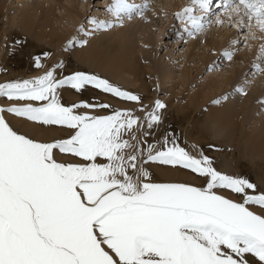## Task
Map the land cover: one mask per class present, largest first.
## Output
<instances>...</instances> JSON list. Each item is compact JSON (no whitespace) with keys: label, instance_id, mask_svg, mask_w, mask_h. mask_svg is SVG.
<instances>
[{"label":"snow or ice","instance_id":"1","mask_svg":"<svg viewBox=\"0 0 264 264\" xmlns=\"http://www.w3.org/2000/svg\"><path fill=\"white\" fill-rule=\"evenodd\" d=\"M150 7L113 0L106 9L113 22H89L93 31L108 30L134 14L143 17ZM197 7L206 14L212 0H192L176 13L189 36L208 26L193 14ZM222 8L229 22L237 17L233 26L248 30L246 41L257 38L254 27L264 33V0H225ZM87 43L73 39L68 50ZM222 55L231 61L235 53ZM35 63L41 67V57ZM63 67L0 84V97L29 102L0 107V264H264V193L256 194L254 183L221 173L211 157L192 154L174 137L160 148L134 145L126 137L136 139L140 118L130 110L95 115L92 111L111 105L66 106L60 95L65 88L79 93L91 86L135 103L141 97L84 71L58 76ZM256 70L264 72L260 65ZM235 91L247 95L244 87ZM165 108L155 101L146 116L148 129L159 124ZM5 113L70 134L38 141L15 131ZM148 164L188 170L204 184L153 182Z\"/></svg>","mask_w":264,"mask_h":264},{"label":"bare ground","instance_id":"2","mask_svg":"<svg viewBox=\"0 0 264 264\" xmlns=\"http://www.w3.org/2000/svg\"><path fill=\"white\" fill-rule=\"evenodd\" d=\"M186 1L160 0L157 2L158 7L154 8L157 11L154 18L146 14L143 17L134 14L131 19L124 20L123 26L93 31L90 19L87 29L83 25L89 0H0V81L8 83L21 81L23 78L30 79L42 70H47L49 65L52 64V69L60 60L70 59L66 66L68 70L63 76L84 71L119 86L135 89L136 94L141 97L138 107L135 102L126 104L111 96L103 97H110L123 110H130L132 113L135 111L141 117L147 106L150 108L151 105L153 108L155 101L161 100L166 105L161 110L162 117L170 115L171 120H168L172 124L176 119L174 117H180L179 122L176 120L182 127L179 129L181 137L178 136L180 146L187 149V145H190V152L194 155L202 151L212 158L213 166L219 168L220 172L227 171L246 179L251 173L252 179L248 180L264 192V87L253 80L258 73L264 77V72L256 70L257 65L264 68L261 56L264 38L258 43H250L254 40L248 38V43L240 47L243 44L241 38L244 39L245 36L243 29L235 26L228 33L208 24L215 22L214 24L225 27L229 22L224 11L223 15L221 12L217 14L221 4L214 0L212 5L215 3L218 6L214 5L213 13L211 9L206 14L198 7L195 10L196 16L212 19L205 22L208 26L203 32L195 36L186 34L182 39L186 48L181 51H177V47L181 46L179 40L182 34L179 33L174 38L172 34H166L169 37L166 51L158 55L156 50L166 39L160 34L164 29L153 30L149 20L163 21L161 16L166 15L172 21V13L176 15ZM130 2L134 3L135 0ZM188 5H192V0ZM137 17L140 18L137 20ZM218 18L225 22L222 25L217 23ZM236 19L233 16L232 22ZM97 20L113 22L112 19ZM178 21L185 30V22ZM81 26L85 28V32L79 31ZM253 31L256 35L259 34L255 27ZM246 32L249 36L248 30ZM73 39H86L88 43L84 47L77 44L65 51L69 41ZM235 41L241 43H234ZM13 50L15 51L12 52ZM225 51H233L235 55L222 68L216 60H212L211 55L221 56ZM38 56L41 57V67H37L35 63ZM204 67H207V74L200 78ZM250 70L256 72L251 78H247L246 72ZM238 87H244L247 95L236 92ZM63 91L64 89L60 92L61 96ZM65 91V105L70 106L84 102L90 96L92 87L88 86L79 93L70 88ZM224 96H228V99L220 104L213 103ZM145 99L149 104L143 108ZM131 105L136 109L124 108ZM141 108L144 109L142 112ZM189 126L191 130H187ZM165 137L168 138V134L165 133ZM164 175H167L166 179L185 180L192 175L195 177L193 183H204L194 174L188 176L181 171L164 170ZM253 208L252 210H258Z\"/></svg>","mask_w":264,"mask_h":264},{"label":"rangeland","instance_id":"3","mask_svg":"<svg viewBox=\"0 0 264 264\" xmlns=\"http://www.w3.org/2000/svg\"><path fill=\"white\" fill-rule=\"evenodd\" d=\"M90 3H88V6L85 8V17H84V26H88V20L92 17H96L97 19L99 18H104L106 20H113V17L110 13H108L106 11L107 7L111 4V1L110 0H89ZM152 1H155L154 3H152ZM190 0H187L181 8L179 10V12H182L183 9L187 8V4ZM214 1V0H212ZM220 1L219 4H221L219 6V11H217V14L218 13H222L223 11V8H222V4L225 2V0H218ZM157 2H160V0H145V1H141V0H135L134 3H137L138 5H142L144 3H149L151 5V7L145 12V14L147 16H150L151 18L153 17L154 18V15L155 13L157 12L156 10H154L155 7H158V3ZM217 2V1H216ZM214 5H217L218 4H213L212 7H211V11L213 13V9L214 8ZM215 6V8L217 7ZM196 10V9H195ZM224 13V12H223ZM223 13L221 15H223ZM193 14H197V11H194ZM111 16V17H110ZM200 16V15H199ZM214 16V15H212ZM216 16V15H215ZM135 17V16H134ZM157 18V15L155 16ZM161 17L163 19H161ZM161 17H158V19H161L163 21H158L157 19H154L152 21L149 20L150 24H151V27L153 28V30H160V28H163L164 30L162 32H160L161 36H163V39H165V41H162L163 43L161 45H159V47L157 48L156 52L157 54H164L165 51H166V44L168 43V35L166 34H172V37L174 38L175 35H178L179 33L182 34V38L179 40L181 46L177 47V51L180 50L182 48H186L184 46L185 44V41L182 42V39L186 36V34H188L186 32V30H184L182 28V24L178 21L179 19L176 18V15H174L172 13V17H173V20L170 21L167 16L163 15ZM108 18V19H107ZM140 17H137L136 19L138 20ZM214 18V17H213ZM208 20V21H207ZM212 19H207L206 16H204V23H208L210 22ZM155 21V22H154ZM159 22V24H158ZM215 23V22H214ZM212 24V23H208V24H211L213 26H215L216 28L218 27L217 30H221L222 32H228V33H231L235 26H233V22H228V26L225 25H218V24ZM224 28L223 30L221 29ZM88 27H86L87 29ZM114 28V27H113ZM230 28L228 31L227 29ZM112 29V28H111ZM226 29V31H225ZM244 31H242V33H244L243 38H241V42L243 40V44H240L241 42H239V46L242 47L243 45H245L246 43H248V40L246 41L245 37H247V29H243ZM176 32V33H175ZM246 33V34H245ZM241 34V33H240ZM260 34V35H259ZM258 35H256V39H253L254 41H250L251 42H260L262 40V38H264V33H261L259 32ZM247 35V36H246ZM240 36V35H239ZM260 36V37H259ZM241 37V36H240ZM246 41V42H245ZM258 41V42H257ZM170 42H171V39H170ZM264 43V42H263ZM251 45V44H249ZM184 46V47H183ZM250 47V46H249ZM261 45L258 47L260 48ZM67 49H65V51L68 50V47H66ZM252 49V47H251ZM15 50H13L12 52H14ZM179 53V52H178ZM212 53V52H211ZM211 57L213 58L212 60L217 62V64H219V66H221L222 68H225L229 63V61H227V59H225L223 57V55L221 56H216L215 54H212ZM215 57V58H214ZM69 60H66V61H62L60 60L58 62V64H61L63 63L64 67L62 69H59L58 70V76H63L66 72H67V68L66 66L69 64ZM264 60V57L263 59ZM222 62V63H221ZM177 63V62H176ZM264 63V62H263ZM51 65H49L48 69L47 70H42L41 72L35 74V76L33 78H30V79H26V78H23L21 81H24V80H32L34 78H37L41 75H43L45 72L51 70ZM206 70H207V67H204L202 70H201V74L202 76H200V78H204L206 76ZM254 71V72H253ZM252 74H251V73ZM256 71L255 70H250L248 72H246V76L247 78H251L252 75L255 73ZM41 73V75H40ZM248 73V74H247ZM264 77H262L261 74H257L254 76L253 80H256V83L259 84L261 87H264V83H262L264 80ZM20 81V80H19ZM0 84H3L1 81H0ZM115 85H117L116 83H113ZM119 86V85H117ZM121 87L123 90H126V91H129L133 94H136V91L135 89H130V88H125V87H122V86H119ZM65 90H67V88L64 89L63 91V95L61 96V101L62 103L66 104V101L67 99H65ZM137 95V94H136ZM159 95H162V93H159ZM103 96H111L115 99H118L120 100L121 102L123 103H129L130 101H124V100H121L117 97H114L112 96L111 94H107V93H103L102 91H100L99 89H95L92 87V92L90 93V96L88 98H85L86 100H84V102H88V103H91V104H100V103H106V104H109V105H112L111 108L109 109H97L95 111H92V110H86V111H92V114H95V115H105V114H111L113 110H123V107L119 104H116L114 101H112L113 99H111L110 97H103ZM89 100V101H87ZM145 103L143 104V108H145L148 104H149V101L145 99L144 101ZM25 103H29V102H26V101H10L8 100L6 97H0V107H9V106H12L13 104H15L16 106H23ZM35 105V102H32ZM140 105V104H139ZM130 107L129 109H136L134 108L133 105L131 106H125L124 108H127ZM138 107V103H137V106ZM140 109V111L142 112V109ZM144 110V109H143ZM152 110L151 108V105H150V108L147 106V110L145 109L144 112V115L141 117V115H138L135 113V111L133 112V115L136 116V117H139L140 118V127H139V130L135 132V136H136V139L135 140H132L130 137H126L128 139H130V142L133 143L134 145H138V146H141V147H146L147 144H155L157 148H160L163 144V141L165 140V133L168 134V138H175L177 143L178 140H179V137H181V134H180V131L179 129L182 128L180 127L177 123H176V120H178L177 122H179L180 120V117H174L176 119H174V124H172V122H169L170 119V115H168L167 117H162L161 118V121L159 122V124L157 125H154L153 128L151 129H148L147 128V120H146V115L148 114V112H150ZM171 112V111H169ZM5 118L6 120L9 122L10 126L15 130L17 131L18 133L20 134H25L27 136H29L30 138H33V139H36L38 141H42V142H50L54 139H60V138H66L70 133L68 130L66 129H63V128H59V127H55V126H39L31 121H28L26 118H23V117H17L13 114H10V113H5ZM169 119V120H168ZM187 130H191L190 129V126L187 127ZM145 133H148V135H145ZM179 136V137H178ZM142 142H145V143H142ZM215 148V147H214ZM187 149L190 151V145H187ZM214 150H217V149H214ZM65 159H67L65 157ZM145 167L150 171L151 173V179L153 182H181V183H190V184H193V185H196V186H203V184H199L197 185L196 183H193L194 181V176H192L191 172H189L188 170H185V169H182V168H179V167H176V168H173V167H170V166H164V165H158V164H148V165H145ZM218 171H219V168H216ZM164 170H167V171H170V172H183V173H186L188 176L191 175V177H189V179H166L167 178V175H164ZM223 174H227V175H231V176H235L237 177L236 175H234L233 173H229L227 171L225 172H221ZM243 176V175H242ZM252 177L251 176V173H249V176L247 175V178L248 179H252L250 178ZM259 193H264L261 191V189L256 186V194H259ZM226 195H231L229 193H224ZM233 199H236L237 201H241V198L239 196H232ZM254 207V208H257L256 206H251V208ZM253 208V209H254ZM258 209V208H257ZM255 210V209H254ZM259 210V209H258ZM258 210H255V211H258ZM249 259H251L249 257Z\"/></svg>","mask_w":264,"mask_h":264}]
</instances>
